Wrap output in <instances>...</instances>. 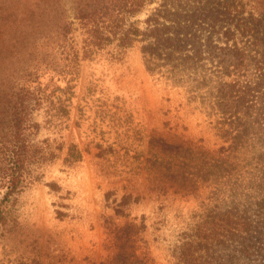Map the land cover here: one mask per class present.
<instances>
[{
    "label": "rangeland",
    "instance_id": "1",
    "mask_svg": "<svg viewBox=\"0 0 264 264\" xmlns=\"http://www.w3.org/2000/svg\"><path fill=\"white\" fill-rule=\"evenodd\" d=\"M54 6L62 24L73 23L66 44L79 58L66 59L53 42L57 24L45 9ZM151 8L133 18L142 28ZM85 36L74 0H0V78L28 70L21 83L43 95L33 141L57 154L0 226V264H182L186 242L205 262L264 264L209 223L228 210L264 218L258 56L230 67L222 108L216 61L174 84L171 66L148 69L143 41L86 56ZM73 142L83 158L69 166Z\"/></svg>",
    "mask_w": 264,
    "mask_h": 264
},
{
    "label": "trees",
    "instance_id": "2",
    "mask_svg": "<svg viewBox=\"0 0 264 264\" xmlns=\"http://www.w3.org/2000/svg\"><path fill=\"white\" fill-rule=\"evenodd\" d=\"M35 1L38 6L47 2ZM74 3L86 34V56L114 41L119 48H129L141 40L143 52L154 62L148 69L154 72L171 66L169 78L174 84L182 83L185 70L202 66L201 61H216L215 72L221 78L218 106L222 108L227 106L224 102L233 90L232 83L224 79L234 74L233 70L237 72L246 60L257 55V70L264 76V0H74ZM148 8L152 10L143 20L142 28L141 20L133 18ZM48 11L57 24L51 34L55 35L53 42L66 54V59L79 58V51L67 48L66 44L73 33V23L65 20L62 24L56 6L47 7L45 12ZM241 42L244 46H240ZM250 51L255 54L250 55ZM26 72L19 77L13 74L4 80L0 78V226L15 219L22 194L40 180L44 164L57 157L55 151L33 141L40 127L33 114L43 95L40 90L27 87L26 82L21 83L27 77ZM82 158L79 145L71 143L65 163L70 166ZM260 208L264 209V205ZM222 214V219L209 221L212 229H221L220 235L228 239L235 238L245 256H264V218H242L239 212L230 210ZM179 257L182 264H214L203 261L191 242L180 246Z\"/></svg>",
    "mask_w": 264,
    "mask_h": 264
}]
</instances>
